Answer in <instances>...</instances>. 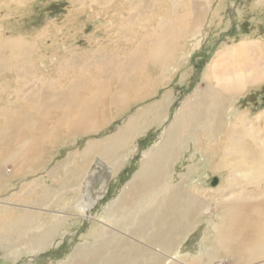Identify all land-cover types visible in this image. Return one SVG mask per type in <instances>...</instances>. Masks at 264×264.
Returning a JSON list of instances; mask_svg holds the SVG:
<instances>
[{
    "label": "rangeland",
    "instance_id": "374dc122",
    "mask_svg": "<svg viewBox=\"0 0 264 264\" xmlns=\"http://www.w3.org/2000/svg\"><path fill=\"white\" fill-rule=\"evenodd\" d=\"M142 1L143 3L140 0H110L108 4H96L91 0H0V40L21 38L19 40L24 45L20 55L17 51V63L13 62L14 65L10 68L0 70V166L9 153L20 148L26 139L32 144L27 152L29 158L26 156L25 159L32 161L31 169L25 174L20 171L10 175V170L14 167L6 163L4 176L0 174V206L8 207L2 216L4 220L16 219L21 208L25 207L27 211L35 209L37 200L45 189L53 193L55 198L61 196L72 185L68 181V171H79L87 165L81 155L88 143L113 135L126 126L127 118L139 116L140 111L147 110L146 107L152 102L163 100L162 107L147 113H161L163 118L158 119L160 122H152L151 117H146L144 124H141L142 130L138 128L133 131L131 139L117 150L112 161L103 163L102 170L106 176L96 171L98 176L102 175L107 179V188L101 199L85 209L84 214H87L83 217L75 216L77 223L75 221L74 224L70 217L69 224H62L58 228L52 244L38 254L28 252L22 240L19 242L18 239H15L17 243H10V250H3L5 241L0 239V264H69L73 251L92 242L89 237L100 229L101 224H108L104 220L108 205L123 193V187L138 172L143 153L154 148V143L161 139L160 136L173 121L183 101L194 90L204 86L202 77L215 56L223 49L234 47L243 41L258 42L256 48L264 50V0H178L175 8L171 0H164L161 4L159 1L152 3L153 0ZM141 4L145 5L144 10L141 9ZM192 5L199 12L200 9L203 10L197 23L201 34L195 38L181 39L178 29L179 33L175 34L177 37L172 42L175 47L182 46L189 52L186 53L185 64L178 65L182 54L177 47L178 51H175L166 68L158 66L157 69L147 61L142 62L143 53L153 46L147 40L157 39L161 29H165L167 24L157 27L167 17H174L176 20L175 13L176 16L183 15L184 19L176 27L184 30V25L190 27V23L184 20L195 19V14L188 15L186 10ZM138 10L140 12L137 14ZM120 23L124 25L121 26ZM123 31V35L119 34ZM93 34L97 36L90 38ZM91 39L102 42L108 40L109 45L107 42L103 44L107 46L105 55L98 56L97 59L96 55L103 51L100 52V48ZM9 53L12 52L5 51V55L9 56ZM131 55L136 60L133 65L136 82L132 81L126 91L127 103L116 111L117 103H111L110 98L124 90L123 76L115 74L112 78H106L107 65L128 61ZM101 58L109 61L102 64L104 60ZM140 67L144 69L145 76L148 73L153 75L152 82L146 83L149 84L147 90L150 91L146 92L145 85L141 87L146 94L139 93L141 88L137 85L144 78L140 76ZM173 67L177 69L175 74ZM23 70L26 72L23 73ZM161 71L165 73L162 74ZM102 82L109 89L95 104L97 114L93 123L100 127L97 129L99 131L89 133L90 135H73L61 121L73 119L75 112L72 111L93 98ZM54 99L57 100L55 103L52 102ZM30 101L38 104L34 105ZM232 109V114L239 111L247 113L246 124H252L253 128L259 126V129L264 130V120L262 117L258 118L264 112V82L238 97ZM22 123L26 126H22ZM201 140L205 149L208 143L203 137L197 136L195 140L188 141L187 147H184L187 149L179 154L178 161L174 164L167 189L180 182V177L199 159L201 153L196 152V149L201 145ZM191 155H195L196 159L191 161ZM33 156L38 158L36 162L31 158ZM209 161L213 169L217 157L212 156ZM203 172L211 174L204 165L200 166V171L193 167L192 174L185 177L188 185L194 186L200 181L203 183L208 178H203ZM213 175L215 176L211 180H206L207 186L212 182L213 186H217L219 177L222 182L228 180L223 171H215ZM262 188L264 189V180L256 187L257 190ZM214 196L218 197L209 193L206 198ZM60 203L58 206L47 205L46 208L53 211L60 208L59 211L62 209V212L67 210L68 202L64 200ZM211 204L209 210L199 216V223L194 222L196 225L192 232L176 251L178 257H184L186 264H229L217 250V235L212 229V224L219 221L221 210H216V206ZM139 206L144 205L136 208ZM69 213L73 216V212ZM39 220L40 224L33 231L49 226L52 221L44 212ZM112 221L114 220L109 222ZM0 236H3V232H0ZM262 261L264 259L249 264H263ZM240 264L246 263L243 261Z\"/></svg>",
    "mask_w": 264,
    "mask_h": 264
},
{
    "label": "bare ground",
    "instance_id": "6f19581e",
    "mask_svg": "<svg viewBox=\"0 0 264 264\" xmlns=\"http://www.w3.org/2000/svg\"><path fill=\"white\" fill-rule=\"evenodd\" d=\"M109 1L91 0L96 4H108ZM158 1L160 4L164 2V0H153L152 3ZM171 1L175 8L178 0ZM181 1L185 2L186 0ZM140 2L143 3L142 0ZM141 5L143 8H140L144 10L145 5ZM186 10L188 15L189 13L195 14L193 21L186 18L184 20L186 23H190V27L187 28L184 25L185 30L176 27V24L184 19L183 15L180 17L175 13L176 20L174 17H167L157 27L161 28L163 24H167L165 29H161L157 39L147 40L152 42L153 46L149 51L143 53L142 62L147 61L157 69L158 66L166 68L176 53L175 51L180 49L179 53L182 55L178 65L185 64L186 53L189 52L186 48H181L182 46L180 48L176 46L177 50L172 42L174 37H177L175 34L178 29L181 32L179 35L181 39L198 37L201 31L197 23L203 13L202 9L199 12L194 9L193 5L187 7ZM139 12L140 10L137 14ZM124 32H119V34L123 35ZM95 36L97 35L93 34V37L90 38ZM19 39L13 37L0 40V70L10 68L14 65L13 62L17 61V51L20 55V51L24 49V45ZM91 41L97 45L98 49L100 48V52L103 51L101 54L97 53V59L98 56L105 55L107 46L103 44L108 43V40L102 42L91 39ZM257 44L258 42L243 41L239 45L223 49L215 56L202 77L204 86L194 90L193 94L183 101L173 121L160 136L161 139L154 143V148L145 150L143 153L140 168L136 174L134 173L129 184L123 187V191L121 190L123 193L108 205L104 214V220L108 224H101L100 229H97L95 234L89 237L92 242L73 251L69 264H186L184 257H178L176 251L192 232L196 225L194 222L199 223V216L209 210L211 203L216 206V210L218 208L221 210L219 221L212 224V229L216 231V246L217 250L222 253V258L229 264H240L243 261L249 264L264 259V189H256L264 180V130L259 129V126L253 128L252 124H246L247 113L240 111L231 113L235 110L232 107L235 106L238 97L243 96L250 88L264 82V50L256 48ZM6 50L12 53L7 56L5 55ZM129 58L128 61L119 64L112 63L113 65H111L109 63L107 65L106 78L115 74L123 76L124 85L122 87L124 90L116 96L111 95L110 98L111 103H117L116 111L127 103L126 91L133 83L132 81L136 82L133 66L136 60L132 55ZM101 60H104L102 64L109 61L103 58ZM139 70L140 76L144 78L141 79L140 84H136L140 88L145 85L147 90L149 84L146 83L152 82L153 75L148 73L145 76L142 67ZM176 70L175 67L172 68L174 74ZM24 72L26 71L23 70ZM161 73L164 74L165 71H161ZM108 89L109 87L107 88L106 84L102 82L97 88L98 93L89 101L80 104V107H76L77 109L72 111L75 112L74 118L63 119L62 125L73 135L97 133L99 131L97 129L100 127L93 123L97 114L95 104L98 103L100 97L106 95ZM115 89L118 88L115 87ZM131 91L133 90L131 89ZM139 91V93L146 94L150 90L145 92L141 88ZM56 101L54 99L52 102ZM161 101L152 102L150 106L146 107L147 110L140 111L139 116L127 118L126 126L123 125L125 127L113 135L88 143L81 155L87 165L79 171L74 169L68 171V181L72 185L67 187L61 196L55 198L53 193L45 189L37 200L36 208L31 211L25 210V207L21 208L16 219L4 220L2 216L7 212L6 208L8 209V207L0 206V232H3L0 239L5 241L3 250H10V243L13 244L16 242L15 239H18L19 242L22 240L28 252L38 254L52 244L56 231L62 224H69L70 217L73 220H70L71 223L74 224L75 216H85L87 214H84L85 209L90 208L98 199H101L107 188L106 175L102 170L103 163L107 164L112 161L117 150L124 147L131 139L133 131L138 128L142 130L141 124L147 119L146 117H151L152 122H160L158 119L162 117L161 113L156 115L147 113L162 107ZM32 103L38 104L35 101ZM35 108L39 109V107ZM260 117L264 120V112L258 116V118ZM29 120L31 121V118ZM22 126L26 125L22 123ZM197 136L203 137L208 145L204 149L203 140H201V145H198L196 149V152L201 153L199 159L195 160L192 167L188 168L187 172L180 177V182L167 189L179 154L187 149L184 147H187L188 141L195 140ZM30 145H32L31 142L26 139L20 148L9 153L3 165L0 166L2 176L6 170L4 166L6 163H10L14 167L10 170V175L18 174L20 171L24 173L31 169L30 162L32 163V161H25L26 156L29 158L27 152ZM212 156L217 157V163L213 169L211 161H209ZM31 158L35 162L38 160L36 156ZM194 159L196 156L191 155L190 160ZM201 165H204L208 173H211L203 172V176L205 175L203 178L208 177L206 180H211L215 176L213 175L215 171L225 172L228 180L222 182L219 177L217 186H213L214 182L207 186L206 180L203 183L202 181L198 182L195 184L196 186L188 185L189 182L185 180V177L192 174L193 167L200 171ZM97 170L99 174L103 173L105 176L100 175V178ZM209 193L218 195V197L207 199L206 195ZM64 200L68 202V208L64 212L62 209L59 211L60 208H57V211L46 208L47 205H61L60 201ZM138 205L144 206H139L137 209ZM133 209L136 210L133 211ZM43 212L52 219L50 225L33 231L40 224L39 219ZM69 212H73V216H70ZM112 219L114 221L110 223L109 221Z\"/></svg>",
    "mask_w": 264,
    "mask_h": 264
}]
</instances>
